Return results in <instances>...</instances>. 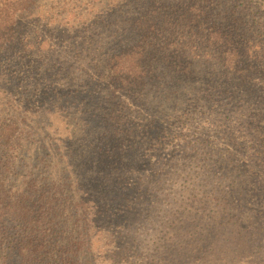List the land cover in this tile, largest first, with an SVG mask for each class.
Wrapping results in <instances>:
<instances>
[{
    "label": "trees",
    "instance_id": "trees-1",
    "mask_svg": "<svg viewBox=\"0 0 264 264\" xmlns=\"http://www.w3.org/2000/svg\"><path fill=\"white\" fill-rule=\"evenodd\" d=\"M212 123L252 140L241 237L264 264V0H0V264L82 246Z\"/></svg>",
    "mask_w": 264,
    "mask_h": 264
},
{
    "label": "rangeland",
    "instance_id": "rangeland-1",
    "mask_svg": "<svg viewBox=\"0 0 264 264\" xmlns=\"http://www.w3.org/2000/svg\"><path fill=\"white\" fill-rule=\"evenodd\" d=\"M178 143L157 152L131 179L134 188L110 202L107 226H91L82 246L35 264H251L241 237L242 224L251 231L260 219L244 174L250 135L212 123Z\"/></svg>",
    "mask_w": 264,
    "mask_h": 264
}]
</instances>
